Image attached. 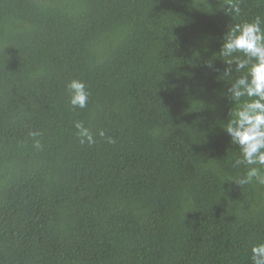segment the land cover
Here are the masks:
<instances>
[{"label": "trees", "instance_id": "1", "mask_svg": "<svg viewBox=\"0 0 264 264\" xmlns=\"http://www.w3.org/2000/svg\"><path fill=\"white\" fill-rule=\"evenodd\" d=\"M240 7L0 0V264H251L264 185L232 181L246 169L221 128L242 73L216 71L228 29L264 17V0Z\"/></svg>", "mask_w": 264, "mask_h": 264}, {"label": "clouds", "instance_id": "2", "mask_svg": "<svg viewBox=\"0 0 264 264\" xmlns=\"http://www.w3.org/2000/svg\"><path fill=\"white\" fill-rule=\"evenodd\" d=\"M223 11L235 19L241 13L240 0H223ZM226 6V7H225ZM225 57L223 67L216 69L218 77L237 76L227 88L224 96L233 108L227 111V120L221 128L229 143L239 147L240 158L234 161V167L244 166L245 173L239 180H232L238 186L253 182L264 185V17L256 16L251 21L236 23L223 36L219 49ZM242 53L244 58L235 57ZM69 104L72 108H86L90 93L82 80L72 79L67 85ZM76 136L81 144L95 143L92 133L83 122L74 123ZM36 149L42 147L39 131H29ZM101 137L105 136L103 130ZM108 143H115L107 137ZM251 264H264V243L254 244L251 248Z\"/></svg>", "mask_w": 264, "mask_h": 264}]
</instances>
